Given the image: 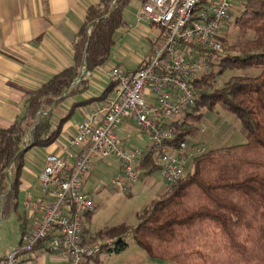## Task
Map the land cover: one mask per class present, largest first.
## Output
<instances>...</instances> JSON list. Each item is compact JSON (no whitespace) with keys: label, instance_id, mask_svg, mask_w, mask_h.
<instances>
[{"label":"trees","instance_id":"16d2710c","mask_svg":"<svg viewBox=\"0 0 264 264\" xmlns=\"http://www.w3.org/2000/svg\"><path fill=\"white\" fill-rule=\"evenodd\" d=\"M129 3L101 0L89 7L72 44L73 64L26 94L22 116L0 129L1 219L17 209L24 155L58 138L66 118L53 125L52 110L83 90L86 81L79 77L81 70L90 73L107 62L114 34L125 25L123 12ZM234 24L251 37L221 47L224 55L199 50L210 58V69L192 82L197 99L172 124L171 145L177 147L196 131L187 121L200 123V109L210 112L216 106L240 122L246 142L195 158L189 173L164 187L142 212L131 237L152 259L174 264H264V0H246ZM248 69L257 70V75L233 76L224 87L210 92L219 75ZM113 86L98 99L103 100ZM153 159L149 149L137 166L142 177L157 171ZM128 231L126 226L110 228L90 241L113 238L104 251L119 253L126 248L122 237Z\"/></svg>","mask_w":264,"mask_h":264},{"label":"built area","instance_id":"2783aa9c","mask_svg":"<svg viewBox=\"0 0 264 264\" xmlns=\"http://www.w3.org/2000/svg\"><path fill=\"white\" fill-rule=\"evenodd\" d=\"M136 24L160 30L146 61L135 71L109 69L113 88L77 126L60 154L48 153L38 175L43 197H27L22 208L31 220L20 246L1 264H21L20 253L48 252L66 264H87L115 239L86 241L83 221L94 212L84 178L95 164L112 157L118 174L112 180L122 192L141 178L137 169L144 154L124 147L116 131L130 119L148 136L154 165L164 187H171L190 171L192 161L206 153L187 141L171 145L172 125L196 102L192 82L209 71L232 9V0H139ZM131 28L128 27V30Z\"/></svg>","mask_w":264,"mask_h":264},{"label":"crops","instance_id":"0c3cea01","mask_svg":"<svg viewBox=\"0 0 264 264\" xmlns=\"http://www.w3.org/2000/svg\"><path fill=\"white\" fill-rule=\"evenodd\" d=\"M100 1L0 0V129L10 126L22 116L25 110L26 94L37 90L53 76L73 64L72 44L84 23L87 9L97 5ZM137 3L139 8L133 12V17L140 10L139 0ZM123 20L125 25L121 29L124 30V33L135 31L139 37L144 39L146 46L142 55L140 57L131 56L135 64L133 66L125 63L124 59L112 64L111 60L115 63V59L109 56L107 62L94 71L90 73L81 72L80 77L86 81L83 90L68 97L51 112L53 125L65 118L66 120L62 124L61 132L55 142L44 148L46 149L45 155L48 153L60 154V147L67 144L78 124L100 105L102 100L98 98L112 83L109 77V69L116 66L128 72L137 70L146 61L153 45L158 41L159 29L147 24H136V22L134 26H131L127 24L124 18ZM128 27L131 29L128 30ZM114 46L116 47V42ZM111 53L112 51L110 55ZM131 123L134 124L130 119L123 121L121 127L116 131L117 138L124 147L138 149L145 155L150 149L148 136L145 143L140 139V135L136 136L140 142L145 144L141 148L136 143L128 145L131 135L120 134L122 131L130 130ZM44 158L37 173L29 171L31 176L36 179L38 186V175L44 164ZM108 159L97 161L93 166L97 165L98 162L109 165L106 163ZM110 159L115 161L112 157ZM25 170L23 164L22 172ZM22 172L19 179L18 206L16 211L12 212V214H16V220L20 224V238L17 247L20 246L23 232L31 225V220L23 208L22 212L19 213V204L22 207V202L27 197L36 199L43 197L42 192L40 195L38 194L39 196L34 197L32 192L36 191V187L23 177ZM163 189L164 186L161 192ZM20 197L21 203L19 202ZM11 216L8 217L11 218ZM91 217L90 214L84 219L88 221ZM93 237V234L83 224V239L90 241ZM4 256V254H0V258H5ZM19 259L21 264H66L48 252L37 250L20 253Z\"/></svg>","mask_w":264,"mask_h":264},{"label":"rangeland","instance_id":"374dc122","mask_svg":"<svg viewBox=\"0 0 264 264\" xmlns=\"http://www.w3.org/2000/svg\"><path fill=\"white\" fill-rule=\"evenodd\" d=\"M245 1L232 0L231 15L219 38L222 48L251 37V33L243 34L234 24L235 18L243 10ZM138 8L137 0H130L128 7L123 12V18L128 25L134 26L133 12ZM114 40L116 47L113 46L110 58L115 59V63L111 60L112 64L124 59L128 65H135L131 56L140 57L142 55L146 46L144 39L139 37L135 31L124 33L123 29H119L114 34ZM116 52L117 56L115 57ZM224 53L223 50L219 52L220 55H224ZM213 72L217 73L218 68H213ZM257 73L255 69L227 71L212 81L210 92L224 87V84L233 76H256ZM198 114H202L200 123L187 121V124L196 128V131L187 138L189 145L202 147L207 152L216 148L242 145L246 142L241 132L240 122L221 107L216 106L210 112L202 108ZM120 134L132 136L128 145L136 143L143 148L144 143L147 142V135L140 132L133 123L130 124V130L122 131ZM137 135L141 136L140 139L144 143L137 139ZM45 152L46 149L35 147L28 150L23 157L26 170L22 172V175L36 187V191L32 192L34 197L39 196L41 190L29 171L38 172ZM97 161L95 160V162ZM106 163L109 165L98 162L89 171L88 177L86 176L83 180V190L90 195L95 206L94 212L91 213L92 217L88 221L84 219L83 224L94 237L98 232L119 226H126L129 231L122 237L126 243V248L122 252L104 251L96 259L89 260V264H174L170 261L150 258L131 237V229L139 223L142 212L157 199L164 186L159 173L156 171L146 177L141 175L138 181L131 184L128 192H122L117 186H114L112 181L118 174V164L110 158ZM19 202L21 203V197ZM20 212H22L21 204H19ZM10 216L11 218H9ZM9 217L0 219V254H4V257L18 248L20 238V224L16 220V214L11 213ZM108 239L113 238L96 239L93 242L98 240L104 242Z\"/></svg>","mask_w":264,"mask_h":264},{"label":"water","instance_id":"95a60500","mask_svg":"<svg viewBox=\"0 0 264 264\" xmlns=\"http://www.w3.org/2000/svg\"><path fill=\"white\" fill-rule=\"evenodd\" d=\"M81 72H82V70H81ZM81 72H80V75H81ZM80 75H79V77H80ZM77 81H78V80H77ZM77 81H76V82H77Z\"/></svg>","mask_w":264,"mask_h":264}]
</instances>
